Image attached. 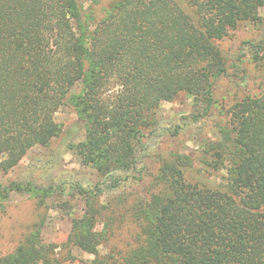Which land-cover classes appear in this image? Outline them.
<instances>
[{
  "label": "trees",
  "instance_id": "1",
  "mask_svg": "<svg viewBox=\"0 0 264 264\" xmlns=\"http://www.w3.org/2000/svg\"><path fill=\"white\" fill-rule=\"evenodd\" d=\"M90 1L0 0V172L59 138L54 117L68 106L84 129L68 149L98 179L0 184V211L12 194L39 207L81 196L86 210L71 221L68 244L93 256L92 264H264V35L243 44L261 74L257 94L229 107L200 161L204 172L224 173V183L188 181L193 160L173 154L158 159L138 193L150 139L159 137L160 104L191 97L185 124L198 125L213 118L215 87L231 79V68L236 85L247 86L243 49L230 66L218 43L241 24L259 23L264 0ZM126 222L132 241L101 255ZM41 226L0 264H59Z\"/></svg>",
  "mask_w": 264,
  "mask_h": 264
},
{
  "label": "rangeland",
  "instance_id": "2",
  "mask_svg": "<svg viewBox=\"0 0 264 264\" xmlns=\"http://www.w3.org/2000/svg\"><path fill=\"white\" fill-rule=\"evenodd\" d=\"M81 2L87 7L91 1L81 0ZM259 16L261 18L259 23L241 24L227 38L218 43L219 48L230 61V66L238 57L240 49H243L242 52L246 57L241 67L245 69L249 82L244 87L236 85L238 80L233 76L234 72L231 68L229 71L231 79H220L215 87L212 119L198 125L185 124L186 118L193 112V99L186 95H179L173 102L159 105L156 110L158 127L155 134L159 137L155 140L150 139L152 149L149 150V157L146 159L147 174L138 189L140 195L145 194L151 176L157 169L158 159L169 160L173 154L184 155L193 160L194 167L188 170L186 175L188 181L209 188L224 183V173L204 172L200 161L207 147L213 146L218 141L219 136L215 125L222 123L223 115L229 107L247 95L257 94L256 87L261 74L249 63V55L243 48V44L264 35V8L260 10ZM54 119L61 126V136L48 148L36 147L30 150L19 165L7 174L0 172V184L32 179L41 185L48 184L51 178L59 177L69 182L80 181L83 184L93 185L98 183L94 170L84 167L75 154L68 149L70 145L84 139L83 125L74 111L68 106H63L55 114ZM176 128L179 130V135L170 137L168 131ZM85 210V203L81 196H75L73 199L48 198L39 207L38 200L29 195L12 194L4 203L3 210L0 211V258L11 254L31 228L42 221L43 246L56 247L54 255L59 264H92L93 256L68 244L71 221L81 217ZM98 230H101V221ZM133 231L134 226L126 222L122 226V232L116 229L115 236L104 247H100V254L107 255L121 251L126 243L132 241ZM128 233L130 234L125 240L124 237Z\"/></svg>",
  "mask_w": 264,
  "mask_h": 264
}]
</instances>
